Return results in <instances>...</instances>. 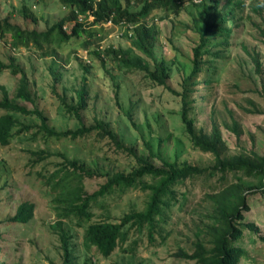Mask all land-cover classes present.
Returning a JSON list of instances; mask_svg holds the SVG:
<instances>
[{"label": "rangeland", "instance_id": "374dc122", "mask_svg": "<svg viewBox=\"0 0 264 264\" xmlns=\"http://www.w3.org/2000/svg\"><path fill=\"white\" fill-rule=\"evenodd\" d=\"M112 1L125 5L124 0ZM250 2L246 0V7L226 23L231 28L226 35L209 32L211 54L203 55L204 62L194 77L192 48L199 44L205 28L199 6L187 2L176 15L163 9L154 11L147 23L153 21L159 29L153 54L166 63V85L156 83L137 68L122 66L105 52L109 47L128 49L129 57L138 54L154 68L150 58L132 47L130 24L108 21L98 26L91 39L73 37L51 50L33 45L15 49L0 38V61L22 71L14 73L5 68L0 72V86L12 100L29 109L37 107L46 115L47 125L57 131L101 122L123 145L118 147L109 136L97 133L77 138L47 137L39 130L38 117L14 113L19 122L31 128L14 134L7 145L0 144V264H61L56 193L45 184L41 172L48 176L60 166L62 156L84 162L97 172L96 177L85 180L89 192L116 171L130 172L137 166L138 156L158 165L164 158L179 165L212 168L213 154L192 146L184 130L183 85L195 131L212 137L213 128H217L222 156L264 153V11L254 12ZM22 6L30 8L37 23L24 17ZM67 13L68 8L58 0H0V21L8 17L11 23L37 31ZM22 73L33 102L15 96ZM201 80L208 82L202 84ZM83 86L86 107L79 119L63 102L76 105L77 92ZM3 113L5 110L0 109V115ZM41 149L49 155L43 160L34 153ZM239 179L240 174L232 172L221 177L220 173L210 176L206 171L178 184L177 201L164 211L152 235L146 228H132L126 241L108 257L94 247L86 248V223L78 225L75 218L63 219L76 264H198L182 254L193 253L197 243L208 244L217 214L216 196ZM242 180L245 186L251 184L245 187L243 221L253 223L257 231L244 229L239 244L245 252L239 264H264V241L259 238L264 237V195L252 186L254 179L243 176ZM148 195L140 188L110 195L103 200L106 206L93 205L91 221L119 222L125 213L142 210ZM23 201L34 203L33 217L25 223L10 221Z\"/></svg>", "mask_w": 264, "mask_h": 264}, {"label": "trees", "instance_id": "16d2710c", "mask_svg": "<svg viewBox=\"0 0 264 264\" xmlns=\"http://www.w3.org/2000/svg\"><path fill=\"white\" fill-rule=\"evenodd\" d=\"M42 1V0H40ZM64 7L68 8V13L58 22L53 23L45 30L27 29L17 23H11L8 17L0 21V38L10 44L12 48L29 47L33 45L38 49L57 48L68 43L73 37H86L87 40L95 36L98 28L110 21L112 24H126L133 26L131 45L142 52L147 58L153 61L152 69L146 59L136 54L130 56L131 50L121 48L106 49L107 54H111L113 59L119 61L122 66L137 68L147 74V76L158 84L166 85L168 77L167 67L164 60H156L153 54V47L158 36L159 29L155 22L147 23V20L154 14V11L166 10L173 14H178L185 3H194V0H124L122 6L117 1L112 0H58ZM223 2V4H220ZM202 14L204 21V31L200 34L199 44L192 48V69L191 76L200 71L199 64L204 62L203 55L211 54L208 44L209 32L214 31L226 35L231 28L226 25L236 17L238 10L246 7V0H200L196 3ZM134 6V9L130 7ZM250 6L254 12L264 11V3L259 0H251ZM22 14L32 22L37 23L38 18L32 13L30 8L22 6ZM92 17V19H89ZM99 26V27H98ZM221 43H226L222 40ZM51 50V49H50ZM256 63L257 60H255ZM5 68H10L14 73L22 72L20 68L12 64H4L0 61V72ZM15 96L22 100L33 102V97L28 89V81L21 74ZM208 80H201L206 84ZM2 98L0 99V109L5 113L0 115V144L7 145L14 134L21 131H29L31 125L19 122L14 113L22 115H35L40 119L39 130L45 136H64L77 138L89 134L97 133L101 136H109L118 147H123L117 135L112 130H107L101 122L95 125H84L81 123L75 129L57 131L47 125L46 115L37 107L31 109L17 103L9 97L4 86H0ZM183 85L181 92L182 107L181 119L184 130L187 133L192 146L210 152L214 156L212 168L206 169L196 165L176 162L160 158V164L154 163L151 159H144L138 156L137 166L130 172L116 171L102 182L97 189L89 192L85 189V180L94 178L97 172L90 170L84 162L77 159H68L62 156L60 166L52 170L46 176L45 184L49 185L56 193L54 201L57 204L59 219L56 226L59 228L60 247L62 250L61 264H76L70 246V236L63 228V219L75 218L78 225L86 223L84 230V244L86 248L94 247L101 255L108 257L115 248L126 241L129 231L132 228L142 230L146 228L152 235V230L157 226L158 221L164 217L172 202H176L177 191L175 186L193 179L203 173L208 172L210 176L220 173L221 177H226L227 173L240 174L241 179L220 190L216 196V216L211 224V236L207 245L197 243L195 251L191 254L183 253L182 256L188 259H195L198 264H239L240 258L245 250L239 241L243 237L244 229L255 232L257 228L251 222H244V209L247 207L245 186L246 181L243 176L254 179L257 187L264 195V153L253 156L236 154L222 156L223 143L217 128H213L212 137L203 132H196L194 120L189 118L190 108L188 107L187 92ZM86 89L84 86L77 92V102L74 104L64 103L68 111L80 119V112L86 107ZM14 128H16L14 130ZM42 160L48 155L43 149L34 152ZM43 153V155H42ZM45 154V155H44ZM49 156V155H48ZM237 183V184H236ZM132 188H140L149 192L148 200L142 210H131L125 213L119 222L113 221H91L93 212L91 208L98 204L106 206L104 198L116 194L121 195ZM34 203L31 201L21 202L15 213L9 218L12 222L25 223L33 217ZM259 238L264 241L263 236Z\"/></svg>", "mask_w": 264, "mask_h": 264}, {"label": "built area", "instance_id": "2783aa9c", "mask_svg": "<svg viewBox=\"0 0 264 264\" xmlns=\"http://www.w3.org/2000/svg\"><path fill=\"white\" fill-rule=\"evenodd\" d=\"M195 2H197V1H200V0H194ZM110 22V21H109Z\"/></svg>", "mask_w": 264, "mask_h": 264}]
</instances>
